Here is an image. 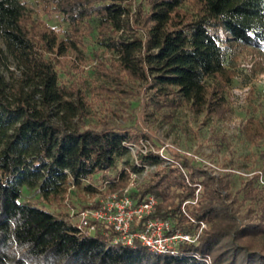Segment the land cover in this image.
Here are the masks:
<instances>
[{
	"label": "trees",
	"instance_id": "trees-1",
	"mask_svg": "<svg viewBox=\"0 0 264 264\" xmlns=\"http://www.w3.org/2000/svg\"><path fill=\"white\" fill-rule=\"evenodd\" d=\"M40 1L47 15L59 13L69 23L66 37L32 20L22 0H0V59L12 60L18 70H10L8 79L0 74V264H264V184L255 172L264 165L235 183L236 168L212 174L173 146H165L164 159L159 137L143 126L145 113L171 119L183 105L206 118L226 117L235 73L225 63V47H264V0H142L136 8L131 0ZM91 19L99 45L110 53L98 61V72L139 98L134 124L71 123L80 111V89L59 82L56 63L63 48L82 43L80 25ZM100 88L113 92L102 83ZM243 131L255 143L264 137L260 123ZM143 139L153 148L138 147L129 162L128 144L139 146ZM144 164L155 170L117 192L135 204L149 195L156 199L130 230L142 228L148 217L168 219L183 232L206 224L175 253L153 251L139 240L114 242L116 231L102 220H94L92 230L79 229L65 214L22 200V185L43 198L58 199L70 186L94 193L88 179L98 172L117 189L128 183L130 168Z\"/></svg>",
	"mask_w": 264,
	"mask_h": 264
},
{
	"label": "rangeland",
	"instance_id": "rangeland-1",
	"mask_svg": "<svg viewBox=\"0 0 264 264\" xmlns=\"http://www.w3.org/2000/svg\"><path fill=\"white\" fill-rule=\"evenodd\" d=\"M22 1L30 18L39 24L48 25L58 38L66 37L70 33L69 23L61 14L47 15L40 0ZM131 3L133 8L143 5L142 0H131ZM96 23L95 19H91L90 24L80 25L82 43L76 48H63L59 55L60 61L56 63L59 82L66 86L73 82L80 89L77 96L81 98L80 111L71 123L84 127H100L103 123L121 126L134 124L139 98L133 94H123L118 88H114L113 82L105 80L98 72V61L105 60L110 53L98 43ZM225 63L235 73L227 92L230 111L226 117L206 118L202 114H194L183 105L172 111L171 119H167L160 111L145 113L143 126L159 137L157 144H161L157 151L164 159L168 158L165 146H173L200 161L212 174L222 172L224 167L236 168L233 170V179L237 183L238 179L253 172L249 170L264 165V137L255 143L243 131L246 124L256 127L260 123L264 126V47L228 44L225 47ZM10 70L15 75L18 74L12 60L5 57L0 59V74L8 79ZM101 83L111 87L113 92H104L100 88ZM130 86L136 88L135 83ZM167 111L164 109V112ZM138 147L143 151L153 148L145 139L139 146L128 144L129 162L135 160ZM123 165L118 163L119 167ZM154 170V164H144L135 171L130 168L128 183L125 186L118 185L117 189H111L109 180L98 172L88 179L97 187V191L85 193L80 187L70 186L58 199L43 198L35 187L22 185V200L56 214H65L72 222H77L80 211L90 208H83L84 205L100 200L106 203L111 200L110 194L135 187ZM109 173L113 174L115 170ZM262 243L264 245V238ZM207 262L211 263L212 259L207 257Z\"/></svg>",
	"mask_w": 264,
	"mask_h": 264
},
{
	"label": "built area",
	"instance_id": "built-area-1",
	"mask_svg": "<svg viewBox=\"0 0 264 264\" xmlns=\"http://www.w3.org/2000/svg\"><path fill=\"white\" fill-rule=\"evenodd\" d=\"M258 181L264 184V170L257 169ZM251 174V173H250ZM111 200L104 203L99 201L97 207L85 208L80 211V218L76 225L79 229L88 228L92 230L95 226L94 220H102L112 225L116 231L114 242L132 245L134 240H139L151 250L159 253H175L181 241L192 242L196 240L205 227V222H198L192 232L173 230L168 219L148 217L142 228L130 230L132 222L148 214L156 199L149 195L143 201L134 203L132 199L124 194L120 197L116 192L110 194Z\"/></svg>",
	"mask_w": 264,
	"mask_h": 264
}]
</instances>
